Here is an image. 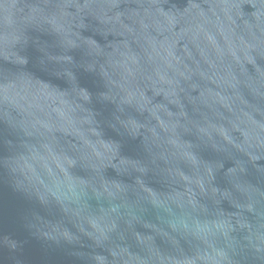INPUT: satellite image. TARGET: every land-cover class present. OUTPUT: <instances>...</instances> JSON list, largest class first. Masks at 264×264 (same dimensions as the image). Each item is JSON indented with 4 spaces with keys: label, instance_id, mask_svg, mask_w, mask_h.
<instances>
[{
    "label": "water",
    "instance_id": "obj_1",
    "mask_svg": "<svg viewBox=\"0 0 264 264\" xmlns=\"http://www.w3.org/2000/svg\"><path fill=\"white\" fill-rule=\"evenodd\" d=\"M0 264H264V0H0Z\"/></svg>",
    "mask_w": 264,
    "mask_h": 264
}]
</instances>
